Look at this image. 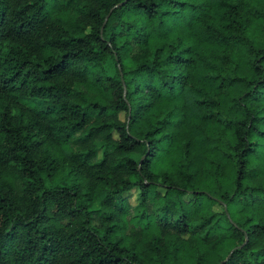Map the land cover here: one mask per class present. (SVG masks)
Returning a JSON list of instances; mask_svg holds the SVG:
<instances>
[{
  "label": "trees",
  "instance_id": "1",
  "mask_svg": "<svg viewBox=\"0 0 264 264\" xmlns=\"http://www.w3.org/2000/svg\"><path fill=\"white\" fill-rule=\"evenodd\" d=\"M0 264H264V0H0Z\"/></svg>",
  "mask_w": 264,
  "mask_h": 264
},
{
  "label": "rangeland",
  "instance_id": "2",
  "mask_svg": "<svg viewBox=\"0 0 264 264\" xmlns=\"http://www.w3.org/2000/svg\"><path fill=\"white\" fill-rule=\"evenodd\" d=\"M130 202H131L132 205H135V204H136L134 197H132V198L130 199Z\"/></svg>",
  "mask_w": 264,
  "mask_h": 264
}]
</instances>
